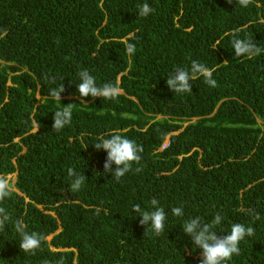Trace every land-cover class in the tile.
<instances>
[{
    "label": "trees",
    "instance_id": "obj_1",
    "mask_svg": "<svg viewBox=\"0 0 264 264\" xmlns=\"http://www.w3.org/2000/svg\"><path fill=\"white\" fill-rule=\"evenodd\" d=\"M235 39L261 52L236 56ZM192 61L216 86L199 76L190 92L169 89ZM85 69L119 95L80 97ZM67 104L71 122L54 130ZM113 132L143 148L119 179L95 147ZM69 169L85 177L78 191ZM14 173L0 264H200L184 226L200 231L217 214V237L234 223L254 229L223 264H264V0H0V176ZM158 208L159 235L141 223ZM16 221L44 236L35 255L20 249Z\"/></svg>",
    "mask_w": 264,
    "mask_h": 264
},
{
    "label": "clouds",
    "instance_id": "obj_2",
    "mask_svg": "<svg viewBox=\"0 0 264 264\" xmlns=\"http://www.w3.org/2000/svg\"><path fill=\"white\" fill-rule=\"evenodd\" d=\"M231 2V0H229ZM242 6H247L251 3V0H239ZM139 15L147 16L152 9L147 3L139 5ZM233 49L236 56L247 55L249 57L255 56L261 52V49L252 43L251 39H235L233 43ZM127 51L131 53L134 51V45H128ZM178 75L171 77L167 80L169 89L176 93H185L192 90L188 81L194 80L199 76L204 78L205 83L210 87L216 86V81L213 79V71L204 64L198 61H192L190 70L177 68ZM82 82L78 85V92L80 97H101L104 99H115L119 95V88L113 84H105L102 87H97L95 78L85 69L79 72ZM64 91L61 85L58 89H50V95L55 99H60V93ZM72 104H67L65 107L55 111L53 129L59 131L65 125L71 122L72 117ZM168 140L163 143L166 145ZM163 145V146H164ZM97 149L104 148L107 150L108 158L104 165L105 171L109 169L111 163H115L118 169L115 171V177L119 179L125 173L132 169V164L139 163L141 156L139 153L143 151L142 146H139L135 141L128 139L126 136L121 135L119 132H113L110 138H102L101 141L95 144ZM137 171H140L137 168ZM69 175H75V179L71 182V191H78L84 183L85 177L83 175H76L72 169H69ZM15 180V173L7 175L6 177L0 176V202H3L5 197H9L14 191V187L11 179ZM10 180L12 183H10ZM158 201L153 199L151 204H157ZM135 210L140 211L139 205H135ZM4 208L0 207V212H3ZM174 216H180L181 208L175 207L172 209ZM143 220L141 223H146L151 220L152 230L155 234L159 235L164 227V221L166 219L163 208H158L156 211L148 213H142ZM259 219V215H256ZM5 219H9L8 216ZM220 215L217 214L212 223L206 224L200 231H196L197 220H193L191 223H186L184 231L193 234L194 243L202 249L203 259L200 264H223L232 258L234 254H239V243L245 238V236H251L254 233L252 227H245L242 224L234 223L231 226V231L226 236L220 238L217 237L215 227L219 224ZM3 221H0V229H3ZM15 231L20 233L21 242L19 244L20 249L25 253L35 255L36 250L41 248V244L44 241V236L36 233L25 231L26 225L20 221L15 222ZM57 264H63V259L57 262Z\"/></svg>",
    "mask_w": 264,
    "mask_h": 264
},
{
    "label": "rangeland",
    "instance_id": "obj_3",
    "mask_svg": "<svg viewBox=\"0 0 264 264\" xmlns=\"http://www.w3.org/2000/svg\"><path fill=\"white\" fill-rule=\"evenodd\" d=\"M12 181L14 180V178L13 179H11Z\"/></svg>",
    "mask_w": 264,
    "mask_h": 264
},
{
    "label": "bare ground",
    "instance_id": "obj_4",
    "mask_svg": "<svg viewBox=\"0 0 264 264\" xmlns=\"http://www.w3.org/2000/svg\"><path fill=\"white\" fill-rule=\"evenodd\" d=\"M20 252V251H19ZM13 260V259H12Z\"/></svg>",
    "mask_w": 264,
    "mask_h": 264
}]
</instances>
